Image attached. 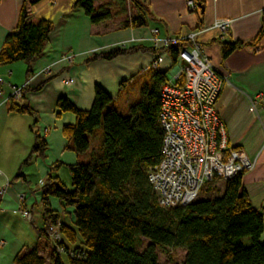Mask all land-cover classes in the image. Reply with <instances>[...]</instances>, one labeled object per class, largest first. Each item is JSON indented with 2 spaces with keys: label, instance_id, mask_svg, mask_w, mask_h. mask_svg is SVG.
<instances>
[{
  "label": "crops",
  "instance_id": "0c3cea01",
  "mask_svg": "<svg viewBox=\"0 0 264 264\" xmlns=\"http://www.w3.org/2000/svg\"><path fill=\"white\" fill-rule=\"evenodd\" d=\"M194 1L195 8L190 0H96L99 12L106 10L112 15L96 24L82 9L73 8L75 0H42L31 7L33 20H50L54 29L29 74L25 61L0 64V264H15L14 258L25 247L37 248L41 254V241L48 236H40L37 229L47 226L45 206L35 201L34 194L41 191L49 175L64 178V168L88 160L86 155L67 149L63 126L74 124L76 115L61 111L57 100L66 96L80 109L89 110L98 85L117 100L136 85L143 98L151 86L164 84L159 83L156 70L167 72L166 83H174L172 78L183 64L179 60L173 64L170 51L162 49L157 40L186 38L193 32L213 63L232 76L231 84L223 86L218 111L229 145L258 158L257 166L243 174V187L253 207L264 213V36L227 58L221 51L222 41L249 43L257 38L264 20V0ZM21 4L22 0H0V51L17 25ZM140 15H145L146 26L123 25ZM224 18L232 20L228 31L204 29ZM134 46L135 50L113 59H90L114 48ZM161 53H166L164 59L155 67ZM45 81L42 89L35 90ZM14 86L29 88L25 98L15 101L29 106L32 113L10 111ZM255 99L258 109L253 107ZM36 131L47 143L45 156L25 162ZM19 170L25 179L14 180ZM22 192L29 194L27 208L36 218L35 225L21 213ZM46 200L57 219L74 227L59 199L49 196Z\"/></svg>",
  "mask_w": 264,
  "mask_h": 264
},
{
  "label": "trees",
  "instance_id": "16d2710c",
  "mask_svg": "<svg viewBox=\"0 0 264 264\" xmlns=\"http://www.w3.org/2000/svg\"><path fill=\"white\" fill-rule=\"evenodd\" d=\"M40 1L22 0L17 25L1 48L0 64L25 61L29 74L32 63L45 52L54 23L31 18V7ZM95 1L75 0L73 8L82 9L95 24L110 20L111 13L99 12ZM123 25L142 27L147 21L145 15H140ZM263 36L264 20L253 42L222 41L223 58L256 43ZM180 47L175 45L169 49L173 64L178 61ZM135 49V46L114 48L90 59H113ZM155 73L159 83L168 81L167 72L156 70ZM183 82L184 78H181L178 84ZM45 83L35 90L42 89ZM161 85L149 88L145 97L130 108L128 115L120 113L117 99L99 85L89 110L80 109L66 96L57 100L61 111L76 115L74 124L63 126L67 149L80 156L86 155L88 160L68 166L69 183L60 176L49 175L41 187L45 206L43 218L47 226L37 229L38 234L48 236L46 229L60 222L61 245L66 250L71 248L83 254L71 257L60 253L51 241L53 264H159L158 249L161 247L185 250L183 264H264V213L253 207L243 187V173L230 179L216 176L201 189L204 193L207 185L221 182V188H212L219 192L217 197L197 199L189 205L171 208L159 204L148 172L162 159ZM28 91L29 88L24 87L21 99ZM10 111L32 113L29 106L20 105L13 97L10 98ZM99 126H103L104 134L101 147L95 151L91 150V136ZM35 134V144L25 162L45 156L47 143L37 131ZM23 178L25 175L19 170L13 179ZM49 196L62 202L74 227L57 219L46 200ZM142 238L148 239L150 244L139 252L136 245ZM63 256L67 257L68 263ZM14 263L45 264V258L37 248L25 247L14 258Z\"/></svg>",
  "mask_w": 264,
  "mask_h": 264
},
{
  "label": "built area",
  "instance_id": "2783aa9c",
  "mask_svg": "<svg viewBox=\"0 0 264 264\" xmlns=\"http://www.w3.org/2000/svg\"><path fill=\"white\" fill-rule=\"evenodd\" d=\"M193 8L197 6L190 0ZM231 19L224 18L204 29L217 28L221 33L228 31ZM165 51L181 45L178 60L183 67L172 78L174 83L160 87L159 119L164 136L161 147L162 159L150 167L148 176L164 208L186 206L196 201L201 189L216 176L230 179L240 173L253 170L257 157L249 156L244 150L231 146L221 116L218 101L223 86L232 82V76L213 63L193 32L186 38L171 37L157 40ZM166 53L157 56L154 66L158 67ZM184 78L183 84L178 81ZM2 82V79H0ZM24 87H13L12 97L19 100ZM0 88V95H1ZM260 104L255 99L253 107ZM35 201L43 202L42 192L34 194ZM21 213L31 225L36 218L27 208L29 194L22 192ZM47 235L57 251L71 257H81V252L66 250L62 242L60 222L46 229Z\"/></svg>",
  "mask_w": 264,
  "mask_h": 264
},
{
  "label": "rangeland",
  "instance_id": "374dc122",
  "mask_svg": "<svg viewBox=\"0 0 264 264\" xmlns=\"http://www.w3.org/2000/svg\"><path fill=\"white\" fill-rule=\"evenodd\" d=\"M140 83V82H139ZM154 89V86H151ZM139 91V87L136 85L132 86L127 90L125 94H123L119 100H117L116 105L119 109L120 113L123 115H128L130 113V108L134 106L140 99H142L141 95L139 96L137 93ZM142 91H139L141 93ZM103 126H99L96 128L94 136L91 137V150L98 151L102 145L103 139ZM85 161V160H81ZM63 171L64 178H62L66 183L70 181V171L69 168H64ZM66 172V173H65ZM68 178H65V177ZM218 186L222 187L221 182H217L215 184L207 185L205 187V192L200 193L198 199L202 198H214L219 196V192L213 190L212 188ZM150 244V241L146 238H142L141 241L136 245V249L139 252H143L146 247ZM71 246L74 244L70 243ZM41 254L45 258V264H53L52 263V255L54 252V247L51 241L48 238H43L40 244ZM185 257V251L183 249H172L161 247L158 249V262L159 264H183ZM63 260L68 263V259L66 256H63Z\"/></svg>",
  "mask_w": 264,
  "mask_h": 264
}]
</instances>
